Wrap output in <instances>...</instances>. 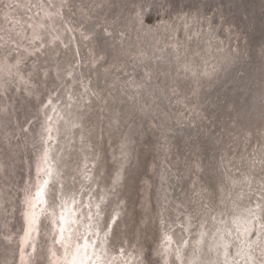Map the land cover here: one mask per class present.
<instances>
[{"label": "water", "instance_id": "95a60500", "mask_svg": "<svg viewBox=\"0 0 264 264\" xmlns=\"http://www.w3.org/2000/svg\"><path fill=\"white\" fill-rule=\"evenodd\" d=\"M63 1L57 6L56 0L3 2L9 9L7 24L12 35L19 20L17 13L23 30L12 44L0 39V264H72L68 249L71 244L73 256L80 240L89 251L85 252V264H167L160 252L166 243V250L170 248L176 260L168 264H264V205L261 214L258 210L264 200V181L254 180L249 186L248 178L230 162L240 146L231 140L236 127L254 120L247 119L249 110L260 113L263 107L260 90L255 91L260 94L253 101L256 108L244 107V113L243 107L236 111L238 105L232 106L229 126L221 133L219 123L210 136L206 131L211 125L205 124L203 115L208 116L209 102L218 97L213 93L218 84L225 86L231 76L221 78L216 85L220 74L215 79L207 76L206 81H215L211 88L198 84L196 101L205 92L204 102L209 104L205 103L198 114L197 105L180 100L182 91L172 89L169 78L160 74L163 67L146 65L148 74L140 73L136 59L114 62L110 58L113 51L105 52L101 46L97 51L90 41L94 29L97 34L103 32L92 23L93 19L101 20L98 13L106 23H112L114 31L126 26L124 38H130L129 29L142 25L134 2ZM227 1L236 16V31L242 33L238 40L232 39L233 46L239 42L234 48L249 42V33L251 41L257 29L251 48L248 43L247 48L242 47L241 57L247 58L256 44L264 46V0ZM34 13L37 19L31 21ZM39 18L40 27L36 23ZM239 23L241 29L237 28ZM149 28L160 31L159 26ZM12 35L7 34L8 38ZM140 61V67L148 62ZM259 64L264 80V63ZM121 66L127 70L119 78ZM174 67L171 78L186 89L193 76L186 77L188 71L181 70L179 78ZM134 69L136 72L130 74ZM140 74L146 79L143 85L159 82L163 86L159 96L164 106H158L163 110H140L136 102L124 105L123 80ZM232 76L233 86L244 85L241 71ZM242 115L244 120L240 121ZM177 127L184 129L183 133L172 138ZM201 132L204 141L195 138ZM230 144H234L232 151ZM251 145L245 147L247 155ZM255 175L262 178L261 172ZM207 176L209 186L202 187L203 197L202 193L198 196L197 183H205ZM171 177L177 184L172 185ZM243 184L249 185L245 189ZM195 196L192 203L203 206L207 199L205 206L213 214L216 210L212 207L223 198L226 201L227 196H234L243 208L255 212L247 211L245 222H235L231 216L222 218V234L214 217L205 218L189 204V198L192 201ZM53 204L60 211L66 210L68 221L61 216L57 222ZM227 209L231 215L229 206ZM88 223L91 227L85 230ZM78 230L81 233L76 238ZM177 230L183 233L182 239Z\"/></svg>", "mask_w": 264, "mask_h": 264}, {"label": "bare ground", "instance_id": "6f19581e", "mask_svg": "<svg viewBox=\"0 0 264 264\" xmlns=\"http://www.w3.org/2000/svg\"><path fill=\"white\" fill-rule=\"evenodd\" d=\"M151 1L152 0H149V3L150 4L153 3V9H155V8L158 7L160 2H162L163 0H153L152 2ZM180 1H187V0H180ZM207 1L211 2L210 0H207ZM213 1H215V0H213ZM226 1L223 0V1L219 2V3H222L221 5L223 7H220L219 5H217V7H220V8L225 9V10L229 9ZM211 3H213V2H211ZM219 3H217V4H219ZM224 3H225V5H224ZM196 5H197V3L195 4V6ZM118 7H120L119 4H118ZM120 11H123V10L120 9ZM136 11L138 12L139 10H136ZM44 14L49 15V16H53L50 13H46V12H44ZM98 16H100L101 20L93 19L92 23H93V25H96L98 27V29L102 28L103 32H99L97 34L96 33V29H94L95 31H93L91 33V38H90V41L92 42L93 46L96 47L97 51L101 50L99 46L102 43H100V41H103L104 44L105 43H109V39L111 37L109 35H105V31L107 32L108 28H109L110 32L109 31L108 32L112 34V40H113L112 44H111V50L113 51V55H114V56H110V58L113 59V61L115 59L116 60L122 59V63L125 60H129L130 58H133V59H136L138 61V63H139L138 65H139V68H140V58H139L140 57V23H139L138 27L137 26L136 27L133 26L131 28L132 31L129 29V35L128 36L130 38H127V40H126V38H124L126 36V32L123 29V27H126V26H122V28L120 26V27L116 28V31H114L113 30V28H114L113 25L108 26L106 21L102 17L101 13H98ZM231 16L235 20V24H236L237 23L236 16H235V14H233V12H232ZM40 23H41V21L39 19V21H38V25L39 26H40ZM108 23L112 24L110 22H108ZM195 25H197L198 27L193 25V28H192V31H191L192 32L191 38H189L188 36L186 37V35H185L184 36V37H186L185 39L177 41L176 35H175V40H174L175 47H172L173 48L172 51H173V53H176V56H175V60L173 59L171 62L175 63L176 68L179 71L178 72L177 70L174 69V74L177 77H179V74L181 73V70L188 71L189 75L193 76L189 80L190 86H187L186 89H183V92H185V90H186L185 94H187V96H189V99H186V100L189 102L190 105H195V104L197 105V109L196 110H197L198 114L202 111L203 105L205 103L208 104L207 100H206V102H204L205 97H206L205 96V94H206L205 92H202L200 94L199 102L196 101V97L194 96V94H195V92L198 89V84H202V86L211 88L214 84H216V82L214 80H212V78L215 79L220 74L219 78L217 79V80L220 81L221 78L223 79L226 76H231V77H229L228 82L225 84V86L224 85L221 86V88H227L224 93L219 94V92H215V93L213 92L214 96H218V97L217 98H213V102L212 101L209 102L210 106L207 109L208 110V116L203 115L204 116L203 117V121L205 122V124L209 123L211 125L210 127L207 126L209 129H207V131H206V132H208V135L211 136L213 134V131L217 130V128H219L218 127L219 123H220V131H221V133L223 132V128L224 127H228L229 126V124L231 122L230 118L232 116V112H231L232 106L238 105V106H236L237 107L236 111H237V109L240 110L242 107L244 109V107H248V106H249L248 110L256 108L255 102H253V101L260 94H258V95L255 94L254 95V93H255V91H258V90H260V93H261L264 90V80L261 79V75L258 74V71H257L258 69L261 68V64H259V63H261V61L264 63V46L260 47V46H257L259 44H256L253 47V49H255V51H252L250 53V50H249V56L254 54L253 56H254V59L256 60V61L254 60L255 61L254 62V67L252 68V70L254 71V69H255V71L257 72V80H256L257 81V87L255 86L254 93H252V94L250 93L249 100H248V103L246 105L245 103H246V100H247L249 92L247 91L245 93L246 95H244L242 92L245 89L249 90L248 78L250 76L248 74L250 73V71H249L250 67L247 65V62H245V60H247L249 58V56H247V58L245 56L241 57L242 56L241 52H242L243 49L247 48L248 45L251 48L252 42L254 43V41L256 39L255 37L257 35V29L254 30L252 38H251V41H250V38H249L250 37V33H249L248 34L249 42H248V40H246V42L244 43L245 45L244 44H239V45H237V49H236V48H234V46L236 44H238L239 42H236L234 44V46H233V44H231V41H232L233 37H232V35L229 36L230 35L229 31H225V33H226V34H224L225 35V39H222V38L217 39L215 37L216 36L215 34L217 33V30L216 29H212L210 27L209 23H207V21L205 19L201 18V23L198 22V24L195 23ZM145 27H147V26H145ZM218 27H221V26L218 25L217 28ZM183 28H185V26H183ZM237 28L241 29V23L238 24ZM89 29L91 30V27ZM125 29H128V27L125 28ZM117 32H118V34H116ZM86 35L87 34L84 31V36H86ZM102 35H104V37H102ZM198 36L202 37V41H195V39L197 40ZM253 36H254V41L252 40ZM192 38H195L194 41H195L196 47L193 46ZM207 40H208L209 46H207V48H206ZM87 41L89 43V39H87ZM97 43H98V45H97ZM172 44H173V42H172ZM246 44H247V46H246ZM108 46L110 47V45H108ZM108 46H106V47H108ZM243 46L245 48H242ZM174 48H175V50H174ZM146 55H150V57L153 59V60L150 61V63L152 62L151 64L157 63L159 67H163L162 64H161L162 59H161L160 56H159L160 58L158 57V52L155 51V48H152L150 51H148ZM137 56H138V58H135ZM234 57H236L238 59L234 62L235 64H232V66L229 67V70L230 69L231 70L228 71L227 73H223V72L219 73L218 69H221V61H223L224 64L227 66V65L230 64L229 62ZM141 59L144 60L145 58L142 57ZM186 60L192 63V66H191L192 67V71H191V67L188 68L187 66H185L184 63L186 62ZM126 64H127V62H126ZM126 64H124V65H126ZM146 64H148V62H146ZM146 64H144L145 66H143V67H145V68L143 70L148 69L146 67ZM121 67H119V70L121 71V74L118 75L119 78H122L123 76H125L124 73L127 70V69H124L125 66L122 67V68ZM173 68H175V67H173ZM224 69H225V67H224ZM225 70H227V68ZM236 70L242 71L241 74L245 75L243 77L244 85H242L240 83V84H237L236 86H233V83H231V81H232L231 79L233 78L232 75L237 72ZM134 73L135 72H133V71L130 72V74H134ZM171 73H173V72H171ZM189 75H187L186 77H190ZM207 76H211L212 77L211 81H208V80L206 81V77ZM263 76H264V72H263ZM179 78H181V77H179ZM238 79H240V76H238ZM238 79L236 80V83L239 82ZM138 80H139V78H137V81H136V77L131 78V79L127 78V79L123 80V90L124 89H128L127 85L130 83V85H132V88L135 89V91H139L138 94L136 93L137 95L136 94L125 93L126 96H125L124 105L127 106L130 103H133V104L137 103L140 110H142L143 108L145 109L146 107H148L147 108L148 110L149 109L151 110L152 108L162 109V108H159L160 106L161 107L164 106L163 101L161 100V96H159V95H161L159 93V91H160V88H159L160 85L159 84L160 83H156L155 82L154 84H149V85L145 86V85H143V81H146V80H141L140 79V82H138ZM212 83H214V84H212ZM230 85H232V86H230ZM217 88H219V87H217ZM229 88L231 89V92H227V90ZM256 88H257V90H256ZM145 89H150L151 91H148L150 93L149 94L147 93V95H144V93L147 92V91L144 92ZM206 89H208V88H206ZM154 90H156L155 94H154ZM140 91L142 93H140ZM156 97L158 98L159 101H157ZM250 98H251V101H250ZM259 98L264 101V93H261ZM200 100L203 101V102H200ZM215 100H216V102H215ZM190 101H192V102H190ZM103 105H105V104L103 103ZM243 111L245 113L247 111V108H246V110L244 109ZM258 111L260 113L257 112L255 114H253V112L251 110H249L247 112V114H248L247 116H249V117H247V119H250L252 117V119H254V120L251 121L250 123H246V124L242 123L241 125L236 127L235 135L231 139L233 142L235 141L234 143L236 145H238V143L240 145L239 146V150L236 153H234L236 158H237V160H239V161L241 159V154H240V152H241V144H240L239 141H240V139L242 137H244V139H245L247 144L251 140L253 142L256 141V140H258V141H261L262 139L264 140V137L261 138V139L253 137V135L256 134V131H257V127L255 125L256 124H260L261 122H264V107H262ZM241 119L244 120L243 119V115L240 117L239 120L241 121ZM183 130L184 129L178 128V127L174 128L172 138L175 137L176 135H177V138L180 137L179 134H182ZM248 130H250L251 132H249ZM138 132H140V131H138ZM195 138H197L198 140L204 141L205 140L204 132H201V134L196 135ZM229 139H230V137L227 140H229ZM183 145L180 146L179 150L183 147ZM254 147H255L256 150L252 151V155H251L252 162L243 160L244 163L242 165H239V166H241L240 168H243V171L246 170V172H245L246 174H244V175L250 181V183H249L250 185L248 184L249 186L253 185L252 183L254 182V180L263 179V181H264V153H263L264 150L262 152L260 151V150H262V147H264V144L261 147L260 146H256V145ZM226 150L228 151L229 148L227 147ZM159 151L161 152V158H163L162 157V151L163 150L159 149ZM181 152L182 151H180V153ZM257 159H259V162L255 163V162H257ZM255 164H258L259 166L262 167V178H260V179H258V177L255 175V174H257L255 172V166H257V165H255ZM202 173L203 174L205 173V175H207L205 170ZM240 173L243 174L242 172H240ZM160 174H161L160 175L161 176L160 180L162 182L163 177H164L163 174H162V171L160 172ZM201 180H203V179H200V181ZM208 180H209V178L207 176L206 181L204 180L205 183L200 182V186L197 183V188H196L195 191L198 192V194H199V195L197 194L198 196H200L201 193H202V197H203L204 191H205L203 188L209 186ZM46 181H48V180H46ZM170 181H171L172 185L177 184L175 179L172 178V177L170 178ZM243 185H244L245 189H246V186H248L246 184H243ZM248 188L251 189V187H248ZM240 191H242V189ZM44 194H47L46 187H44ZM244 197H245V195H244ZM229 198H231L230 201H229ZM196 199H197V196H195L192 201H191V198H189V200H188L189 204H193L192 202L193 201L195 202ZM259 199H263V198L259 197ZM206 201H207V199H205V204L203 206L193 204L194 208L197 211L196 213H199V212H200V214L203 213L205 218L209 217V219H210V217H214L215 218L214 223H216L217 226H219V228L222 229L221 230L222 234H224V220L222 218H225V217L229 218L231 216L232 219L235 222L241 221V220H243V222H245L247 220V217H246L247 211H251L252 213L255 212L253 209L243 208L240 205V201L237 198H235L234 196H231V197L227 196L226 197V201H224V198H223V199L220 200L219 204H217L215 206L216 208L212 207V209L216 210V214L215 213L213 214V212H211L212 210L210 211L209 209L206 208L208 206V203ZM261 202L262 203H260L259 206H258V210H260V214H261V211H262V207L264 205V200L261 201ZM206 203H207V206H205ZM213 203H215V201ZM228 206L231 209V215L229 214V211L227 209ZM139 207H140V205H139ZM60 209L58 207H56V204H53V211L56 212L55 216L58 217L57 222L60 223L61 220L64 217L68 221L69 219L67 218L68 215H67L66 210L65 211L61 210L60 211ZM67 209H69V208H67ZM228 214H229V216H226ZM186 215L189 216L190 214H186ZM61 216H62V219H61ZM172 216H173L172 218H174V214ZM184 218H185L186 224H188L187 217L184 216ZM55 223H56V221L54 220V224ZM229 223H231V222H229ZM90 227L91 226L88 223V225H86V229L85 230H88ZM177 231L181 234V239H182L183 238V233L181 232V230H177ZM80 233L81 232L78 230L76 238H78L80 236ZM228 235L229 234H227L226 237ZM199 241H200V239H199ZM200 243H201V241H200ZM83 245H84V241L82 240V243H81V240H80L79 244H76L77 247L76 246L74 247L75 251L73 252L74 255L72 256V253L70 251L71 250V248H70L71 244H70V247L68 249L69 250L68 254L70 253V255L67 254L68 255L67 258L69 259V257H71V258L73 257L72 258V261H73L72 264H85V262H84V259L86 258L85 252L88 253L89 251L88 250L85 251V249H84L85 247H83ZM160 247H161V245H160ZM164 247H165V245L163 244V249L160 250V252L163 253V256H164L163 258H166V260H168L169 263L171 261H172V263L176 262V260H174L175 255H174L173 251L170 250V248L166 250L167 243H166V247L165 248ZM168 247H169V245H168ZM89 249L91 250V246L89 247ZM95 253H96L95 248L92 246V254H91V256L93 258L95 256ZM71 258L69 260H71ZM168 262H167V264H168ZM231 264H235V263L231 262Z\"/></svg>", "mask_w": 264, "mask_h": 264}, {"label": "rangeland", "instance_id": "374dc122", "mask_svg": "<svg viewBox=\"0 0 264 264\" xmlns=\"http://www.w3.org/2000/svg\"><path fill=\"white\" fill-rule=\"evenodd\" d=\"M47 1H50V0H47ZM127 1H129L130 3H133V2L135 3L136 7L134 9L139 10L138 11L139 20L141 21V23L144 26H147V27L159 26V27H161L159 29L160 32H163V33L175 32L177 41L182 40L185 35L188 37L190 34L192 35L191 31H192L193 25L198 27L197 25H195V23L196 24H198V22L201 23V18L205 19L207 21V23H209V25L212 29L217 30V33L215 34L216 35L215 37L217 39H220V38L225 39V35H224V34H226L225 31H230L231 29L232 30L229 32L230 33L229 36L232 35V37L234 38V41H235V39L238 40V38L240 36H242V33L236 31L237 29L235 26L236 25L235 20L231 17L230 12H227L224 9L220 8V7H223L221 5L222 3L217 4L213 0H210L213 3H211L207 0H187V1H180V0H167L166 1V0H163L162 2H160L158 7L155 9H153V3L150 4L149 0H127ZM3 2H5V0H0V39L3 38L6 41V43L8 42V43L12 44V42H14V40H17L18 35L22 32L23 24H22L21 18H19L18 13H17L15 18H18L19 20H18V22H16L17 23L16 26L13 25L14 34L12 35L13 32L11 33V29L9 27V24H7L8 23L7 17H9V16L6 14L8 13L9 9L5 8V4ZM59 2H60V0H56L55 6H57V4ZM122 2L124 4H126L125 0H122ZM130 3H127V5H130ZM196 3H197V5L195 6ZM52 5L54 7V4H52ZM127 5H126V7H127ZM217 5H219L220 7H217ZM40 7H41V4H40ZM44 7H46L45 2H44ZM126 7L124 6L123 9H126ZM30 8H32L31 5L28 7V9H30ZM127 9H129V8L127 7ZM38 10H40V12H42L45 9H37V12H38ZM10 18H12V17H10ZM33 19L34 20L37 19V15L35 16V13L33 15V18L30 17L31 21H33ZM39 19H38V21H39ZM38 21L36 22L37 25H38ZM107 25L110 26L112 24L107 23ZM218 25L221 27L217 28ZM183 26H185V28H183ZM38 27H40V26L38 25ZM7 34L12 35V37L8 38ZM200 39L202 40V37L198 36L197 40L201 41ZM21 42L25 43V40H23L21 38ZM193 46L196 47L194 40H193ZM146 65L149 66V63ZM188 65H189V62H186L185 66H187L189 68ZM138 70L140 71V68H138ZM133 72H136L135 69ZM172 75H173V73H172ZM173 77H175V76H173ZM137 78H139L138 82H140V77H136V81H137ZM151 81L152 80H150V82ZM167 81L169 82V84H172V87H171L172 89L177 87V90H179V92L182 91V94L179 97L180 100L185 101L186 99H189V96H187V94H185V92H183V89H184L183 83H182V87H183L182 88L181 83L177 84V82H176L177 80H173L172 78H169V80L167 79ZM154 83L155 82H151L148 84H154ZM159 85H160V87H159L160 91H163V88H162L163 86L161 84H159ZM179 86H180V88H179ZM127 87H128V90L124 89V91L126 93H128V94H136V93L138 94L139 93V91H135V89L132 88V85H130V83L127 85ZM166 89L168 90V86L166 87ZM145 91H147V92H145ZM148 91H151V90L145 89L144 95H147V93L149 94L150 92H148ZM168 91L171 92L170 90H168ZM155 92H156V90H154V94H155ZM140 93H142V92L140 91ZM239 142L241 144V152H240L241 159H240V161L237 160L235 154H233L232 155L233 158L230 160V162L232 164H235V166L238 167L242 173L246 174L245 173L246 170L243 171V168H240L241 166H239V165H242L244 163V161H249V162L251 161L252 162L251 155H252V151L254 149L253 150H251V149H252L253 145L261 147L264 144V140L263 139L261 141L256 140L255 143L251 140L248 143L249 145H250V143H252V145L249 148V153H248L249 155H247V153H245V147L248 144L246 143L244 137H242ZM233 147H234V145L230 146V151L233 150ZM263 150H264V147H262V150H260V151L262 152ZM263 153H264V151H263ZM258 162H259V159H257V162H255V163H258ZM255 165H257V166H255V172L258 174H259V172H261V175H262V167L259 166L258 164H255Z\"/></svg>", "mask_w": 264, "mask_h": 264}, {"label": "flooded vegetation", "instance_id": "af4514ba", "mask_svg": "<svg viewBox=\"0 0 264 264\" xmlns=\"http://www.w3.org/2000/svg\"><path fill=\"white\" fill-rule=\"evenodd\" d=\"M225 10V9H224ZM225 11H227V12H230V14H232V10L231 9H227V10H225ZM232 17V16H231ZM144 25L142 24L141 26H140V60H141V58L143 57V58H145L144 60L145 61H148V63H149V65H151V63H150V61L151 60H153L151 57H150V55H146L147 54V52L148 51H150L152 48H155V51H157L158 52V57L160 56L161 57V59H162V62H161V64H162V66H163V69H164V71L163 70H160V74L162 73L164 76H163V78H171V72H173L172 70H173V67H174V65H175V63H173V62H171L173 59L175 60V56H176V53H173V48L172 47H175V42H174V40H175V32H169V33H163V32H160V31H158V30H154V28H149V27H146L145 29H144V27H143ZM236 26V25H235ZM153 27H158V26H153ZM161 28V27H160ZM107 30V29H106ZM229 30V29H228ZM232 30V29H231ZM230 30V31H231ZM108 31L110 32V30H109V28H108ZM106 32L105 31V35H109L111 38L109 39V43H103V41H100V43H102V44H100V46L103 48V49H105V52L107 51V52H111L112 50H111V44H112V34L111 33H109V32ZM229 31V32H230ZM83 33H84V31H83ZM109 33V34H108ZM105 40V39H104ZM154 42V43H153ZM172 42H173V44H172ZM108 45H110V47L108 46ZM106 46H108V47H106ZM207 46H209V43H208V40H207V42H206V48H207ZM116 48V47H115ZM114 48V49H115ZM179 49V48H178ZM211 49V48H210ZM225 49V48H224ZM174 50H175V48H174ZM177 50V49H176ZM252 51H255V49H251L250 50V53L252 52ZM223 54V53H222ZM254 55V54H253ZM253 55H251V56H249L251 59H254V56ZM159 57V58H160ZM168 57L170 58V60L168 59ZM245 60V62H247V65L250 67V69H249V71H250V73L248 74L250 77L248 78V84H249V90H252V91H249V90H247L249 93H254V90H255V85H256V87H257V72L255 71V69H254V71L252 70V68L254 67V62L256 61L255 59V61L254 60ZM160 60V59H159ZM161 61V60H160ZM144 62V61H143ZM186 62H189V61H187L186 60ZM186 62H185V64H186ZM235 61H232V62H229L230 64L229 65H225L224 64V62L223 61H221V69H218V72L219 73H221V72H223V73H227L228 71H230L229 70V67H231L232 66V64H235L234 63ZM140 64H142L141 63V61H140ZM225 65V66H224ZM142 66H144V65H142ZM189 67H191L192 66V63L191 62H189V65H188ZM224 67H225V69L227 68V70H225L224 69ZM145 67H140V73H141V71L143 72H145V74H148V69L145 71V70H143ZM252 70V71H251ZM191 71H192V67H191ZM236 71H238V70H236ZM258 71V70H257ZM242 72V71H241ZM258 74H259V71H258ZM255 78V79H254ZM140 79L141 80H146L145 78H143V74H140ZM218 79V78H217ZM238 79V77L236 78V80ZM235 80V81H236ZM239 80V79H238ZM254 81H256V83L254 82ZM219 82V80H217L216 81V84ZM223 83V82H222ZM215 84V85H216ZM221 86H222V84H218V86L217 87H219V88H217L216 87V90L214 91V93L215 92H219V94H222V92L224 93L225 91H226V89L227 88H221ZM263 86V85H262ZM225 89V91H223ZM264 91V90H263ZM261 92V93H264V92ZM227 92H231V89L229 88L228 90H227ZM246 95V94H245ZM254 95H255V93H254ZM245 97V96H244ZM251 97V96H250ZM251 99V98H250ZM263 107H264V101H263ZM256 127H257V131H256V134H254L253 135V137H255V138H258V139H261V138H263L264 137V122H261L260 124H256L255 125Z\"/></svg>", "mask_w": 264, "mask_h": 264}]
</instances>
